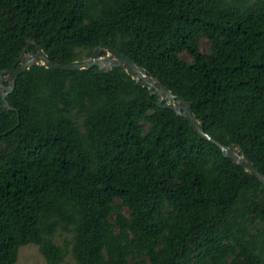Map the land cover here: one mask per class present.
I'll use <instances>...</instances> for the list:
<instances>
[{"label":"trees","instance_id":"1","mask_svg":"<svg viewBox=\"0 0 264 264\" xmlns=\"http://www.w3.org/2000/svg\"><path fill=\"white\" fill-rule=\"evenodd\" d=\"M28 38L62 64L123 53L264 175V0H0V71ZM7 101L0 264L26 244L47 264H264V185L122 68L30 66Z\"/></svg>","mask_w":264,"mask_h":264},{"label":"water","instance_id":"2","mask_svg":"<svg viewBox=\"0 0 264 264\" xmlns=\"http://www.w3.org/2000/svg\"><path fill=\"white\" fill-rule=\"evenodd\" d=\"M28 46H33L35 52L27 51ZM35 65H42L46 68L59 70H83L97 67L101 73H107L115 67L122 68L134 80L135 85L147 87L149 95L156 96V104L159 107L171 109L176 115L186 119L193 130L199 133L201 137L218 146L223 156L232 159L234 164L243 167L245 172L258 178L264 185V175L258 171L250 158L242 151L239 144L230 143L225 145L213 139L204 131L200 121L193 113L189 101L179 95L173 94L171 90L161 84L155 77L149 75L146 69L139 67L137 63L126 55L103 43L94 47L90 56L62 64L52 62L34 40L31 38L26 39L24 51L20 54L13 66L0 71V107L4 111L15 110L8 103L7 96L13 91L16 78L30 66ZM4 82H6V85ZM18 122L19 119L14 124V127Z\"/></svg>","mask_w":264,"mask_h":264},{"label":"rangeland","instance_id":"3","mask_svg":"<svg viewBox=\"0 0 264 264\" xmlns=\"http://www.w3.org/2000/svg\"><path fill=\"white\" fill-rule=\"evenodd\" d=\"M207 41H202V46H206ZM65 237L69 238L67 233L61 232L54 236V241L57 244H62ZM67 264H74L73 259L70 255H67L65 258ZM14 264H47L43 256L38 250V246L35 244H26L20 246L18 249L17 259Z\"/></svg>","mask_w":264,"mask_h":264},{"label":"flooded vegetation","instance_id":"4","mask_svg":"<svg viewBox=\"0 0 264 264\" xmlns=\"http://www.w3.org/2000/svg\"><path fill=\"white\" fill-rule=\"evenodd\" d=\"M103 54V53H102ZM4 84L6 85V82H4Z\"/></svg>","mask_w":264,"mask_h":264}]
</instances>
